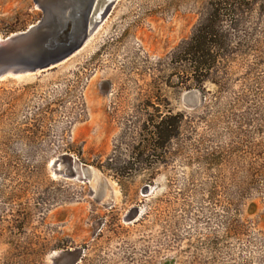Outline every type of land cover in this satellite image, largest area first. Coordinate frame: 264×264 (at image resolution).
Segmentation results:
<instances>
[{
	"label": "rangeland",
	"instance_id": "1",
	"mask_svg": "<svg viewBox=\"0 0 264 264\" xmlns=\"http://www.w3.org/2000/svg\"><path fill=\"white\" fill-rule=\"evenodd\" d=\"M63 5L0 0V264H264V0L9 42Z\"/></svg>",
	"mask_w": 264,
	"mask_h": 264
},
{
	"label": "water",
	"instance_id": "2",
	"mask_svg": "<svg viewBox=\"0 0 264 264\" xmlns=\"http://www.w3.org/2000/svg\"><path fill=\"white\" fill-rule=\"evenodd\" d=\"M77 1H80V0H77ZM81 1L83 3L82 8L84 9V12H85L84 30L80 34L81 39L77 42L76 46L72 49V51L79 48L85 41L87 35L91 34L96 29V27L100 23H102V21L108 14L109 9L116 2V0H81ZM100 1H102L100 12L97 14L98 16L96 15L93 18L92 26L90 28H87L88 26L86 22L87 18L91 16L92 10L96 8V6L99 4ZM62 2L64 5L60 6L58 11L55 10L53 12V16L56 17V19H58L56 26L50 23L49 20L51 17L49 18V20H47L48 23L45 22L46 18L41 19L37 22L36 25L31 26L25 32L14 35L12 38L9 39V42L16 43L18 41H29V40L35 41L38 39L44 40L47 38L48 36L47 34H50V37H49L50 40L51 38H54L53 41L55 42H57V40H59L58 42H62V40H68V37L71 35V32L73 31V27L78 23V21H76V17L79 14L78 5H75L73 7L70 6V4L74 2V0H62ZM48 14L52 15L51 13L48 12L47 16ZM51 34H55V35L51 36ZM56 37H59V39H57ZM69 53L67 55H69ZM64 57H67V56L65 55ZM61 59L62 58H60L57 61H60ZM45 67H48V66H45ZM19 73L21 72H19L13 65H10V64L5 67L0 68V78L8 74L16 75Z\"/></svg>",
	"mask_w": 264,
	"mask_h": 264
},
{
	"label": "flooded vegetation",
	"instance_id": "3",
	"mask_svg": "<svg viewBox=\"0 0 264 264\" xmlns=\"http://www.w3.org/2000/svg\"><path fill=\"white\" fill-rule=\"evenodd\" d=\"M79 2H80V5L78 6L79 14L76 17V21H78V25H80V28L78 30H79V34H81L84 30L85 12H84V9L82 8L83 7L82 1L80 0Z\"/></svg>",
	"mask_w": 264,
	"mask_h": 264
},
{
	"label": "trees",
	"instance_id": "4",
	"mask_svg": "<svg viewBox=\"0 0 264 264\" xmlns=\"http://www.w3.org/2000/svg\"><path fill=\"white\" fill-rule=\"evenodd\" d=\"M201 39L206 41V38L205 37H201ZM206 49H207V53H208V51H209L208 47H206Z\"/></svg>",
	"mask_w": 264,
	"mask_h": 264
}]
</instances>
